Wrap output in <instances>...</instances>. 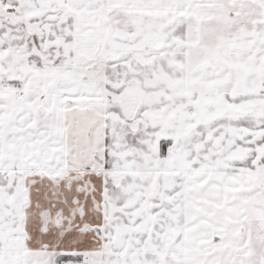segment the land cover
<instances>
[{"label":"snow or ice","instance_id":"6c2138e0","mask_svg":"<svg viewBox=\"0 0 264 264\" xmlns=\"http://www.w3.org/2000/svg\"><path fill=\"white\" fill-rule=\"evenodd\" d=\"M0 264H264V0H0Z\"/></svg>","mask_w":264,"mask_h":264}]
</instances>
